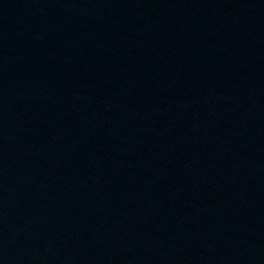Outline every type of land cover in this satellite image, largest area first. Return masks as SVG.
I'll return each instance as SVG.
<instances>
[{"label": "water", "instance_id": "1", "mask_svg": "<svg viewBox=\"0 0 264 264\" xmlns=\"http://www.w3.org/2000/svg\"><path fill=\"white\" fill-rule=\"evenodd\" d=\"M0 264H264V0H0Z\"/></svg>", "mask_w": 264, "mask_h": 264}]
</instances>
